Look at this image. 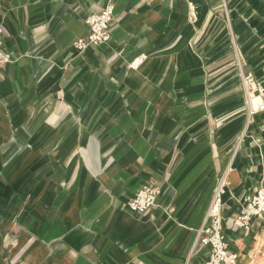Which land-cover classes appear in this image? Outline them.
I'll use <instances>...</instances> for the list:
<instances>
[{"label": "crops", "instance_id": "0c3cea01", "mask_svg": "<svg viewBox=\"0 0 264 264\" xmlns=\"http://www.w3.org/2000/svg\"><path fill=\"white\" fill-rule=\"evenodd\" d=\"M106 1L0 0L2 41L13 57L0 75V264H154L148 249L156 243L168 253L156 264H180L192 254V233L149 230L164 221L161 207L174 191L213 164L208 120L200 118L214 107L206 65L232 55L234 41L244 67L264 82V0H115L111 40L78 51L87 16ZM183 71L188 78L180 80ZM236 72L238 86L225 76L222 97L244 105L245 127ZM187 96L199 102L188 105ZM245 133L238 168L253 193L264 164V111ZM119 136L133 162L97 167L100 143ZM212 172L208 166L193 189L207 175L215 180ZM145 181L161 185L157 205L142 213L120 208ZM229 203L227 217L241 207ZM253 222L247 232L224 226L240 261L247 254L248 264H264V220ZM207 254L199 247L193 262Z\"/></svg>", "mask_w": 264, "mask_h": 264}, {"label": "rangeland", "instance_id": "374dc122", "mask_svg": "<svg viewBox=\"0 0 264 264\" xmlns=\"http://www.w3.org/2000/svg\"><path fill=\"white\" fill-rule=\"evenodd\" d=\"M192 21L196 22L197 18L194 20L192 19ZM231 49L232 55L226 54L225 57L217 63L214 62L206 65L207 78L205 80L203 79V85L212 90V94L210 96L213 101L211 104L214 105V107L211 108L210 111H207L206 114L205 112H202L200 117H205L204 119L208 120V127H205V130L209 133L208 141L211 149V159L213 164L211 162V164L202 168L198 175L190 181L189 186L187 185L183 190L179 189L176 192L174 191L171 201L168 204H163L161 207L160 215L163 217L164 221L154 223L151 226L152 228L149 230V232L152 230L158 231L160 235L164 237H166L167 234L170 235L176 232L179 228H185L192 233V236L190 237V247H193L192 254L190 255V252L187 253L183 257L180 264H195L193 262V254H195L199 249V245L197 244L198 231L206 217L207 212L214 206L212 203V197L210 198V188L213 187L214 182L217 181L216 185H218L220 182L225 180L226 208L231 207L229 203L230 201L236 204L241 203V199L245 200L246 197L250 195L252 190V186L249 187L247 185L248 182L246 183L245 181L246 176L243 171L239 170L241 158L238 157V149H240L242 141L246 135V125L245 127H241L244 105L240 104V101L237 98L233 99L231 97H222L226 91L225 76L232 73L236 78L231 88H235L236 84L238 86L240 82L237 80L236 74L238 69L237 52L239 50L234 41H232ZM177 77H179L180 80H183L187 79L188 75L185 71H183L180 72ZM219 88H221V90H218ZM193 99L197 100L196 102H199V97L187 96L186 101L188 102V105L194 102ZM99 115L100 134L105 135L107 132H105V128H103V126H105V122H103L102 116L104 117L106 112H100ZM122 141L123 137L119 136L114 142L100 143L99 154L101 155V159L104 160H101L102 164H99L97 167H113L115 169H120L133 162L126 159L125 151L127 144L122 143ZM128 145H130V143H128ZM211 165H213L214 168L212 175L216 173V177L214 178L215 180H213V178L210 179L207 175L205 186L203 187V185H201L199 189L197 188L194 190V185L197 183H204V176L208 171V166ZM219 167L220 169H218ZM116 199L119 201L120 197H117ZM128 200L129 199H121V201L118 202V204L121 205L119 207L125 209V204L128 203ZM263 235L264 233L260 236ZM257 241L258 240L254 243V248L257 246ZM160 242L162 243V241ZM125 243L126 242L122 241V247ZM133 244L138 247L136 242ZM252 248L253 246L248 247L249 250H252ZM148 251L151 252L149 261L154 259L158 263L161 261V258L165 256L163 253L168 254L166 251L162 250L160 243H156L150 247ZM116 254L119 261H123L126 258L123 250L120 248H116ZM255 254H258L256 250ZM258 256L259 255H257V257ZM134 258L136 259L137 257ZM156 262L154 264H156ZM244 262L245 264L250 262L247 254L238 264H244Z\"/></svg>", "mask_w": 264, "mask_h": 264}, {"label": "built area", "instance_id": "2783aa9c", "mask_svg": "<svg viewBox=\"0 0 264 264\" xmlns=\"http://www.w3.org/2000/svg\"><path fill=\"white\" fill-rule=\"evenodd\" d=\"M190 17L197 18L193 13V5L190 3ZM114 7L115 0H107L106 4L99 10L90 13L87 18L86 33L75 39L74 45L78 51H83L89 46L99 45L111 40L114 30ZM241 58V56H240ZM238 57V73L242 83L246 104V129L252 122L256 113L264 111V82H260L253 70L246 69L242 60ZM13 59L12 54L4 47L2 41V28L0 26V75L3 66ZM258 98L254 104L253 97ZM246 132V131H245ZM225 180L220 182L212 197L213 205L219 207L213 211L212 207L198 231L197 244L208 250L207 256L200 264H237L240 261V252L231 244L229 235L225 229L224 221L232 230L242 229L249 231L255 219L264 220V164L261 177L254 187L253 193L241 199L239 211L227 217L225 215ZM162 193V188L149 181L142 183L135 195L129 198L127 205L132 211L145 212L157 205V200Z\"/></svg>", "mask_w": 264, "mask_h": 264}, {"label": "bare ground", "instance_id": "6f19581e", "mask_svg": "<svg viewBox=\"0 0 264 264\" xmlns=\"http://www.w3.org/2000/svg\"><path fill=\"white\" fill-rule=\"evenodd\" d=\"M192 5H193V13L195 14V16H196V13H195V4L194 3H192ZM239 57V56H238ZM240 58V57H239ZM253 100H254V104H257V100H258V98L256 97V95L253 97ZM127 208H129L130 209V207L127 205ZM131 210V209H130ZM212 210L213 211H218L219 210V207L217 206V205H214V207L212 208ZM135 212V211H134ZM238 264V263H237Z\"/></svg>", "mask_w": 264, "mask_h": 264}]
</instances>
